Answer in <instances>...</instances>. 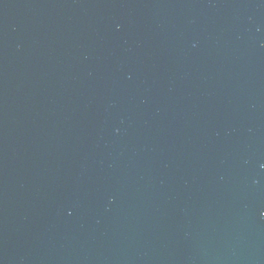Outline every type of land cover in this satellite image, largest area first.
I'll return each mask as SVG.
<instances>
[{
	"label": "water",
	"instance_id": "95a60500",
	"mask_svg": "<svg viewBox=\"0 0 264 264\" xmlns=\"http://www.w3.org/2000/svg\"><path fill=\"white\" fill-rule=\"evenodd\" d=\"M0 264H264V0H0Z\"/></svg>",
	"mask_w": 264,
	"mask_h": 264
}]
</instances>
